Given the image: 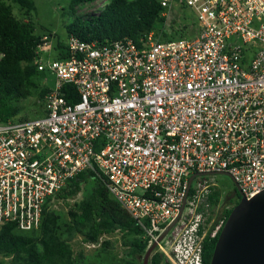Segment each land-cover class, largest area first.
Returning <instances> with one entry per match:
<instances>
[{"label":"built area","instance_id":"1","mask_svg":"<svg viewBox=\"0 0 264 264\" xmlns=\"http://www.w3.org/2000/svg\"><path fill=\"white\" fill-rule=\"evenodd\" d=\"M159 3L165 23L138 44L70 36L64 60L43 61L42 38L34 65L55 77L43 116L0 123V229L37 230L44 206L91 172L147 248L176 220L156 252L202 264L204 238L223 226H208L212 175L247 200L264 191V0ZM181 10L195 35L160 41Z\"/></svg>","mask_w":264,"mask_h":264},{"label":"trees","instance_id":"2","mask_svg":"<svg viewBox=\"0 0 264 264\" xmlns=\"http://www.w3.org/2000/svg\"><path fill=\"white\" fill-rule=\"evenodd\" d=\"M97 1H70L73 21L65 26V42L56 43L53 58L49 54L51 60L66 58V41L70 36L100 44L129 38L138 44L155 26H161L166 21L159 0H111L94 13L76 15L78 6L92 5ZM13 7L18 9L23 19L13 14ZM34 11L33 0H0V123L26 121L15 120L20 112L16 104L31 95L37 86L33 79L42 73L34 65L36 51L42 45L44 37L35 35L31 21ZM175 33L180 34L176 31ZM173 36L164 27L160 41H170L187 35H179L177 38ZM48 38L52 39L51 36ZM68 90L65 86L64 95L68 94ZM48 91L42 90L40 97L43 98ZM90 181L95 183L92 193L68 209L70 220L64 225L67 240L61 237L58 215L50 211L46 204L37 230L21 232L14 224H6L0 229V256L11 258L12 264H74L69 240L75 234H81L86 243L93 245L98 243L101 236L118 231L124 238V247L128 250L122 264H142L139 259L143 260L147 250V241L143 238L142 230L110 197L103 183L93 173L78 174L55 198L64 200L74 197L80 192L81 185ZM208 201L210 207L216 206L219 203L218 192L213 191ZM238 202L239 200L235 205ZM232 209L222 212L223 224ZM219 233L212 239L208 236L204 238L202 264H209ZM148 264L170 263L161 253L153 252Z\"/></svg>","mask_w":264,"mask_h":264},{"label":"rangeland","instance_id":"3","mask_svg":"<svg viewBox=\"0 0 264 264\" xmlns=\"http://www.w3.org/2000/svg\"><path fill=\"white\" fill-rule=\"evenodd\" d=\"M71 0H33L35 11L31 14V21L34 26L35 35L49 37L50 48L40 49L41 58L46 61L47 53L53 58V49L58 42H65L66 33L65 26L73 21V16L70 13ZM111 0H98L92 5H82L77 7V16H84L89 13H94ZM13 14L19 19L20 16L17 8L13 7ZM194 20V21H193ZM195 16L188 11L178 13H170L166 22L165 30L171 36L177 38L179 35L191 37L195 35ZM180 32V34L175 33ZM48 34H50L48 36ZM51 49V51H50ZM48 51V52H47ZM37 85L31 92V95L23 100H20L16 105L20 108L19 114L15 120H32L43 116L42 98L40 93L42 90H52L54 88L55 77L51 72L44 71L37 74L34 79ZM214 183V191L219 194V203L210 208L208 226L217 224L221 220V215L224 210L230 207V201H238L240 199L238 192L232 180L223 174L212 175ZM95 186L93 181L81 185L80 192L67 199L53 198L47 203V208L56 213L59 217L60 234L65 240L68 235L64 232V225L69 222L68 209L80 201L86 199ZM124 238L116 231L107 235L101 236L97 244H88L84 241L81 234H75L69 245L73 253L74 264H122L126 260L128 250L123 245ZM163 247H166L163 244ZM157 249V248H156ZM156 249L154 252H156ZM142 262V258L139 259ZM0 264H12L11 258L0 256Z\"/></svg>","mask_w":264,"mask_h":264},{"label":"water","instance_id":"4","mask_svg":"<svg viewBox=\"0 0 264 264\" xmlns=\"http://www.w3.org/2000/svg\"><path fill=\"white\" fill-rule=\"evenodd\" d=\"M197 174L189 178L188 185ZM223 224L214 246L209 264H264V191L251 199L240 196ZM183 207L180 209V213ZM176 220L147 248L142 264H148L150 255L156 249Z\"/></svg>","mask_w":264,"mask_h":264},{"label":"flooded vegetation","instance_id":"5","mask_svg":"<svg viewBox=\"0 0 264 264\" xmlns=\"http://www.w3.org/2000/svg\"><path fill=\"white\" fill-rule=\"evenodd\" d=\"M231 205H230V207L229 208H227L226 210H228V209H232L233 207H234V205H235V203H236V200L235 201H230L229 202Z\"/></svg>","mask_w":264,"mask_h":264}]
</instances>
